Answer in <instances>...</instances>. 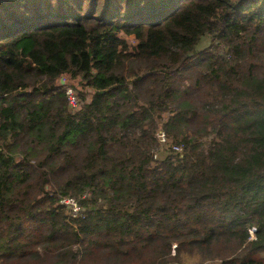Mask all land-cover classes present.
<instances>
[{"label": "trees", "instance_id": "1", "mask_svg": "<svg viewBox=\"0 0 264 264\" xmlns=\"http://www.w3.org/2000/svg\"><path fill=\"white\" fill-rule=\"evenodd\" d=\"M101 253L264 264V0H0V264Z\"/></svg>", "mask_w": 264, "mask_h": 264}, {"label": "rangeland", "instance_id": "2", "mask_svg": "<svg viewBox=\"0 0 264 264\" xmlns=\"http://www.w3.org/2000/svg\"><path fill=\"white\" fill-rule=\"evenodd\" d=\"M124 35V34H122ZM126 39L129 42L130 48H132V50H134L135 46L138 44V40L135 38V36L130 35V36H126ZM216 45L215 43H213L210 39V37H206L205 39H203V41L201 42L199 49L204 51L207 50L208 48H211L212 46ZM186 86L189 87L191 85L190 80L186 81ZM59 84L64 85V87H69L72 88L74 90V93L76 94L78 100H79V106H78V110L81 109L83 107V104L86 100L90 99V92L92 91L91 89H89L88 87H84L83 86V82H81L80 78H76L73 79L71 78V76L69 74H65L64 76L61 77ZM86 96V99H85ZM72 110V109H71ZM160 132H165L164 130H162V128L160 127L158 129V133H157V137L158 134ZM166 134V140L163 141L161 140V138L158 137L159 139V144L157 147H154V153H156V156L159 158H164L169 154L172 155H176V154H181L185 152L184 146L183 145H177L176 143L173 142V140L168 136V134L165 132ZM212 139L206 140L204 142V154L208 153L213 145V140ZM65 198H74L75 202L73 203H69V204H65L64 202H60L61 204L67 205L68 207V216L69 218L73 217V218H77L78 216H80V214L82 213L83 209H84V204L81 202L80 198H75V197H65ZM71 220V219H70ZM256 228H252L250 233L254 236V232H255ZM175 247L176 244L173 245V250H172V255L175 254ZM103 254H100V264H112L111 261H106L105 259H103ZM215 256L216 254H212L210 256H208L204 261L200 260L199 258H197L196 256L194 257H189L186 255V259L187 261L184 263H180V264H222V262L220 260H215ZM257 257L259 255H256ZM189 257V258H188ZM259 257H264V254H260ZM44 258V257H43ZM43 258H40L39 261L34 259L31 256H27L25 258H17V259H11L7 262H5V264H53L50 261V257L47 260H43ZM173 261V260H172ZM202 261V262H201ZM93 261L91 262H84L83 264H92Z\"/></svg>", "mask_w": 264, "mask_h": 264}, {"label": "built area", "instance_id": "3", "mask_svg": "<svg viewBox=\"0 0 264 264\" xmlns=\"http://www.w3.org/2000/svg\"><path fill=\"white\" fill-rule=\"evenodd\" d=\"M65 90H66V93L68 95L70 108L73 111H78L77 108L79 106V100H78L76 94L74 93V90L72 88H69V87H65ZM158 137L161 138V140L165 141L166 140L165 132H160L158 134ZM74 200H75L74 198H63L61 201L64 202L65 204H69V203L75 202Z\"/></svg>", "mask_w": 264, "mask_h": 264}, {"label": "bare ground", "instance_id": "4", "mask_svg": "<svg viewBox=\"0 0 264 264\" xmlns=\"http://www.w3.org/2000/svg\"><path fill=\"white\" fill-rule=\"evenodd\" d=\"M66 206V205H65Z\"/></svg>", "mask_w": 264, "mask_h": 264}]
</instances>
